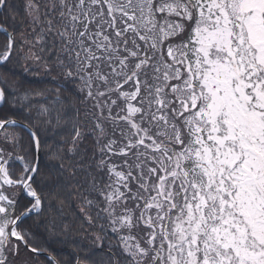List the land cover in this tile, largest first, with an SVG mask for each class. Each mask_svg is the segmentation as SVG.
I'll use <instances>...</instances> for the list:
<instances>
[{
  "label": "snow or ice",
  "instance_id": "snow-or-ice-1",
  "mask_svg": "<svg viewBox=\"0 0 264 264\" xmlns=\"http://www.w3.org/2000/svg\"><path fill=\"white\" fill-rule=\"evenodd\" d=\"M0 36V264H264V0H0Z\"/></svg>",
  "mask_w": 264,
  "mask_h": 264
},
{
  "label": "trees",
  "instance_id": "trees-1",
  "mask_svg": "<svg viewBox=\"0 0 264 264\" xmlns=\"http://www.w3.org/2000/svg\"><path fill=\"white\" fill-rule=\"evenodd\" d=\"M3 37L0 36V40H2ZM22 79L25 86L31 85L33 87H44L46 86L44 82H42L38 77L34 78L27 75H22ZM79 238H76V242H78ZM57 248L61 250L62 253H68L71 251L70 247H61L60 245H57ZM83 255V253L81 254Z\"/></svg>",
  "mask_w": 264,
  "mask_h": 264
}]
</instances>
